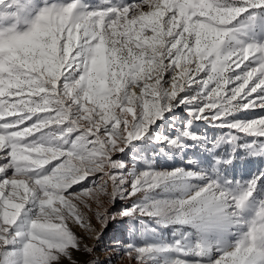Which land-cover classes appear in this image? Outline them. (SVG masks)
I'll use <instances>...</instances> for the list:
<instances>
[{
    "label": "snow or ice",
    "instance_id": "snow-or-ice-1",
    "mask_svg": "<svg viewBox=\"0 0 264 264\" xmlns=\"http://www.w3.org/2000/svg\"><path fill=\"white\" fill-rule=\"evenodd\" d=\"M125 261L264 264V0H0V264Z\"/></svg>",
    "mask_w": 264,
    "mask_h": 264
},
{
    "label": "rangeland",
    "instance_id": "rangeland-1",
    "mask_svg": "<svg viewBox=\"0 0 264 264\" xmlns=\"http://www.w3.org/2000/svg\"><path fill=\"white\" fill-rule=\"evenodd\" d=\"M202 131H207L208 132V134L211 136V135H214L215 133H214V131L212 130V129H204L203 127H202V129H201ZM125 264H127V262L125 261Z\"/></svg>",
    "mask_w": 264,
    "mask_h": 264
}]
</instances>
